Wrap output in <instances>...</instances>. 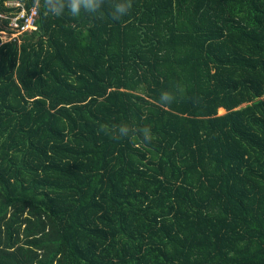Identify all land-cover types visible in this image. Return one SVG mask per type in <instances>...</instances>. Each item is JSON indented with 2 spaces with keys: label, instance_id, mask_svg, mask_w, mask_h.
I'll return each instance as SVG.
<instances>
[{
  "label": "trees",
  "instance_id": "obj_1",
  "mask_svg": "<svg viewBox=\"0 0 264 264\" xmlns=\"http://www.w3.org/2000/svg\"><path fill=\"white\" fill-rule=\"evenodd\" d=\"M10 1L37 19L0 43V264H264V0H0L7 32Z\"/></svg>",
  "mask_w": 264,
  "mask_h": 264
},
{
  "label": "clouds",
  "instance_id": "obj_2",
  "mask_svg": "<svg viewBox=\"0 0 264 264\" xmlns=\"http://www.w3.org/2000/svg\"><path fill=\"white\" fill-rule=\"evenodd\" d=\"M106 0H34V7L39 9L41 6L53 15L60 16L67 11L72 17H79L81 13L95 16L101 12ZM132 7L131 0H111L109 15L115 21H119L123 16L127 15ZM182 91V90H181ZM175 96L170 92H162L159 98L161 105L167 106L171 104ZM101 131L109 134L113 140H120L128 137L130 134L139 133L144 143H151L153 136L151 128L145 126L143 128L133 129L127 124L113 125L111 129L106 125H101Z\"/></svg>",
  "mask_w": 264,
  "mask_h": 264
},
{
  "label": "built area",
  "instance_id": "obj_3",
  "mask_svg": "<svg viewBox=\"0 0 264 264\" xmlns=\"http://www.w3.org/2000/svg\"><path fill=\"white\" fill-rule=\"evenodd\" d=\"M4 6L6 9H17L19 11L8 18V32L6 30H0L1 44L17 40V37L36 30L35 23L37 19V12L35 9H31L27 12L21 4L13 1L7 2Z\"/></svg>",
  "mask_w": 264,
  "mask_h": 264
},
{
  "label": "rangeland",
  "instance_id": "obj_4",
  "mask_svg": "<svg viewBox=\"0 0 264 264\" xmlns=\"http://www.w3.org/2000/svg\"><path fill=\"white\" fill-rule=\"evenodd\" d=\"M224 113H225V112H224V111H222V110H221V111H218V115H219V116H222V115H224Z\"/></svg>",
  "mask_w": 264,
  "mask_h": 264
},
{
  "label": "water",
  "instance_id": "obj_5",
  "mask_svg": "<svg viewBox=\"0 0 264 264\" xmlns=\"http://www.w3.org/2000/svg\"><path fill=\"white\" fill-rule=\"evenodd\" d=\"M225 114V113H224ZM219 116V115H218Z\"/></svg>",
  "mask_w": 264,
  "mask_h": 264
}]
</instances>
